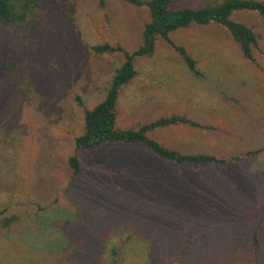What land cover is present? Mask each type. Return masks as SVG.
<instances>
[{
  "label": "rangeland",
  "instance_id": "obj_1",
  "mask_svg": "<svg viewBox=\"0 0 264 264\" xmlns=\"http://www.w3.org/2000/svg\"><path fill=\"white\" fill-rule=\"evenodd\" d=\"M28 17L0 23V264H264V20L232 16L260 37L253 61L220 25L170 33L197 74L158 39L134 60L116 104L117 129L181 116L198 127L148 135L236 162L177 165L138 144L105 143L76 152L82 170L72 179L84 110L105 98L124 61L93 47L133 52L149 11L123 0H38Z\"/></svg>",
  "mask_w": 264,
  "mask_h": 264
},
{
  "label": "trees",
  "instance_id": "obj_2",
  "mask_svg": "<svg viewBox=\"0 0 264 264\" xmlns=\"http://www.w3.org/2000/svg\"><path fill=\"white\" fill-rule=\"evenodd\" d=\"M38 0H0V23L4 26L11 24L20 25L28 21L30 10L37 5ZM135 7H146L150 20L144 25L142 43L133 52H124L119 48L108 45L93 47L96 53L120 51L124 55V61L112 76L105 98L92 109H85L83 114V132L74 139V154L69 157L68 165L73 179L82 168L76 152L79 150H93L105 143H122L126 145H141L150 150L158 158L177 165H219L226 166L236 162L237 157L218 159L207 153L183 154L176 150L162 146L149 133L175 125H188L198 127L181 116L161 117L152 122L140 125L136 129L120 130L115 126L116 104L118 95L136 75L134 60L139 57L151 56L156 41L163 40L175 49L189 71L197 74L195 63L182 47H178L170 40V33L190 27L191 25L207 26L217 24L222 26L236 43L242 56L253 61V51L258 47L259 35L252 27L242 22L233 20L232 16L241 12H255L264 20V2L260 0H222L207 6L193 9L183 8L171 10V0H123ZM252 243L257 248L258 238L256 231L252 234ZM114 255L117 249H112ZM111 264H116L112 261Z\"/></svg>",
  "mask_w": 264,
  "mask_h": 264
}]
</instances>
